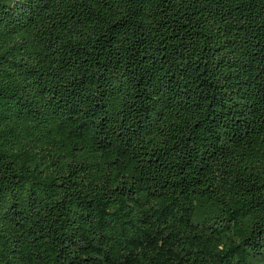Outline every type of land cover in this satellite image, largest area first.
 I'll return each instance as SVG.
<instances>
[{
  "label": "trees",
  "instance_id": "trees-1",
  "mask_svg": "<svg viewBox=\"0 0 264 264\" xmlns=\"http://www.w3.org/2000/svg\"><path fill=\"white\" fill-rule=\"evenodd\" d=\"M0 264H264V0H0Z\"/></svg>",
  "mask_w": 264,
  "mask_h": 264
}]
</instances>
